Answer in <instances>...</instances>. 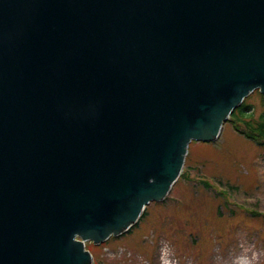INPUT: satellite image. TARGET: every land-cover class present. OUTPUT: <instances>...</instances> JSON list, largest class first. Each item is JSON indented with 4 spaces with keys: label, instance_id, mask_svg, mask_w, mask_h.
I'll use <instances>...</instances> for the list:
<instances>
[{
    "label": "water",
    "instance_id": "1",
    "mask_svg": "<svg viewBox=\"0 0 264 264\" xmlns=\"http://www.w3.org/2000/svg\"><path fill=\"white\" fill-rule=\"evenodd\" d=\"M254 90L264 0H0V264H92Z\"/></svg>",
    "mask_w": 264,
    "mask_h": 264
},
{
    "label": "rangeland",
    "instance_id": "2",
    "mask_svg": "<svg viewBox=\"0 0 264 264\" xmlns=\"http://www.w3.org/2000/svg\"><path fill=\"white\" fill-rule=\"evenodd\" d=\"M243 103L253 118L264 111L257 90ZM241 119H228L215 141L189 144L168 197L146 208L126 240L86 242L94 264H162V252L172 264H264V147Z\"/></svg>",
    "mask_w": 264,
    "mask_h": 264
},
{
    "label": "trees",
    "instance_id": "3",
    "mask_svg": "<svg viewBox=\"0 0 264 264\" xmlns=\"http://www.w3.org/2000/svg\"><path fill=\"white\" fill-rule=\"evenodd\" d=\"M251 105L245 104V103H241L240 106H238L232 113H231V117L234 118V116L236 117V113L239 114L240 117H242L241 120H243V117L247 118V120H245L244 125L245 128L252 134H248L247 135L251 138V136L256 139L257 144L259 146H263L264 147V111L260 112L256 118H253L252 115L248 116L249 114L247 113V111H249V107ZM238 119V117L236 118V120ZM259 140H258V138Z\"/></svg>",
    "mask_w": 264,
    "mask_h": 264
},
{
    "label": "flooded vegetation",
    "instance_id": "4",
    "mask_svg": "<svg viewBox=\"0 0 264 264\" xmlns=\"http://www.w3.org/2000/svg\"><path fill=\"white\" fill-rule=\"evenodd\" d=\"M136 264H139L138 262Z\"/></svg>",
    "mask_w": 264,
    "mask_h": 264
}]
</instances>
